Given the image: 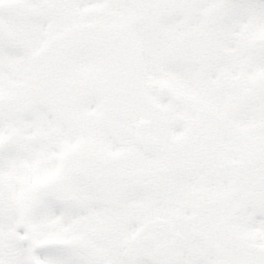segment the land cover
I'll return each mask as SVG.
<instances>
[{
  "label": "snow or ice",
  "instance_id": "obj_1",
  "mask_svg": "<svg viewBox=\"0 0 264 264\" xmlns=\"http://www.w3.org/2000/svg\"><path fill=\"white\" fill-rule=\"evenodd\" d=\"M0 264H264V0H0Z\"/></svg>",
  "mask_w": 264,
  "mask_h": 264
}]
</instances>
